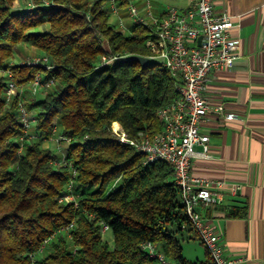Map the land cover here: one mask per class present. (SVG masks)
Here are the masks:
<instances>
[{
    "label": "trees",
    "instance_id": "1",
    "mask_svg": "<svg viewBox=\"0 0 264 264\" xmlns=\"http://www.w3.org/2000/svg\"><path fill=\"white\" fill-rule=\"evenodd\" d=\"M29 1L30 7H14V0H0V71H9L18 86L38 72L53 85L40 89V100L25 102L35 137L20 144L16 107L22 97L16 93L7 103L6 77L0 75V264H32L50 237L36 264H161L145 243L178 264H211L208 253L206 262L183 256L181 241L193 230L171 166L145 164L110 129L117 123L130 139L157 134V111L177 98L178 81L158 61L99 66L105 54L148 57L147 30L132 25L130 34L117 31L106 0ZM126 3L117 0L118 6ZM23 43L46 56L52 69L12 62ZM56 129L68 140L61 153L43 146ZM68 193L76 207L59 202ZM244 213L242 206L227 215ZM71 223L68 233L59 231Z\"/></svg>",
    "mask_w": 264,
    "mask_h": 264
},
{
    "label": "built area",
    "instance_id": "2",
    "mask_svg": "<svg viewBox=\"0 0 264 264\" xmlns=\"http://www.w3.org/2000/svg\"><path fill=\"white\" fill-rule=\"evenodd\" d=\"M150 1L126 0V6L121 7L117 5V0H106L108 15L117 18L114 27L125 35L130 34L123 23L125 18H129L132 25H140L147 30L145 47L149 51L148 58L161 63L170 77L178 81L177 98L157 111L162 123V130L157 134H143L137 139H130L119 124L112 123L110 129L119 144L133 147L142 154L145 164L161 161L171 166L175 183L180 189L184 212L195 236L206 249L211 264H233L232 260L223 255L217 231L196 210L199 204L212 207L219 203L222 183L193 176L190 166L193 158L208 157L209 137L201 132L200 125L210 108L202 93L212 71L230 68L239 57V39L231 34L232 29L238 25L225 13L215 14L213 0H192L186 11L167 7L161 12H155ZM198 37H201L199 45ZM121 58L119 55L105 54L101 56L99 66L112 65ZM18 63L39 65L45 71L52 69L48 58L41 54ZM0 75L6 77L5 101L9 103L16 93L22 97L16 107L18 121L23 129V135L19 137L22 144L26 138L35 137L34 117L25 107L26 95H23V90L25 88L31 95H35L42 88L50 89L53 81L43 82L42 74L38 72L26 86H18L9 71L2 70ZM225 118L232 119L233 115L228 114ZM54 140L56 153H61L60 144L68 140L61 136ZM194 146H200L201 151L195 153ZM63 162L61 159L55 164ZM71 173L74 175L75 170ZM63 201L73 202L77 206L76 198L71 193L59 199V202ZM72 227L73 223L59 231L68 233ZM101 232L106 233L107 227L103 225ZM51 239L52 237L45 239L37 253L43 252ZM143 246L161 264H178L166 259L155 245L145 243ZM36 254L32 256V264H36Z\"/></svg>",
    "mask_w": 264,
    "mask_h": 264
},
{
    "label": "crops",
    "instance_id": "3",
    "mask_svg": "<svg viewBox=\"0 0 264 264\" xmlns=\"http://www.w3.org/2000/svg\"><path fill=\"white\" fill-rule=\"evenodd\" d=\"M191 1L150 3L155 12L167 7L186 11ZM213 12L231 16L238 25L231 34L239 39V57L230 68L212 71L202 93L210 110L200 130L209 137V151L207 158L191 160L190 173L222 184L219 203L199 204L196 210L217 231L223 255L233 264H264V0H213ZM124 20L130 30V19ZM29 50L39 55L32 47ZM228 114L233 118L227 120ZM193 151L200 152L201 147L194 146ZM242 206L243 217L227 215ZM187 237L199 242L192 231ZM200 245L203 256L192 261L206 262L207 251Z\"/></svg>",
    "mask_w": 264,
    "mask_h": 264
},
{
    "label": "rangeland",
    "instance_id": "4",
    "mask_svg": "<svg viewBox=\"0 0 264 264\" xmlns=\"http://www.w3.org/2000/svg\"><path fill=\"white\" fill-rule=\"evenodd\" d=\"M165 4H170L173 0H163ZM30 1L29 0H14L13 6L14 7H19L20 5H28ZM110 22L112 25H115L117 23V18L115 16L110 17ZM127 22L124 20V23ZM40 54V52L38 51ZM35 55L33 52L29 50V47L27 48L26 46H18L16 48V51L14 52V57L12 59V62H20V61H26ZM44 90H39L35 95H31L30 92L24 88L23 90V95L26 97L24 100L26 101H34L35 99L40 100L42 98ZM59 129H56L55 136L51 140H47L43 143L44 147H49L51 150L55 151L56 150V142H55V137L59 136ZM63 147L67 146V142H63L60 144ZM104 240L107 242L109 248L113 247L112 243V237L111 234L107 231L106 233L103 234ZM182 245V250H183V255L189 259V260H195L196 258H201L203 256V248L200 245V243L197 240H192V239H185L181 241ZM48 252V249H45L43 252L37 253L34 257L35 261L40 260L46 253Z\"/></svg>",
    "mask_w": 264,
    "mask_h": 264
},
{
    "label": "water",
    "instance_id": "5",
    "mask_svg": "<svg viewBox=\"0 0 264 264\" xmlns=\"http://www.w3.org/2000/svg\"><path fill=\"white\" fill-rule=\"evenodd\" d=\"M200 40H201V37H198L197 45L200 44ZM121 62L122 63L136 62V63L140 64L141 66H146L149 64L150 60L148 57L127 55V56L121 58Z\"/></svg>",
    "mask_w": 264,
    "mask_h": 264
}]
</instances>
